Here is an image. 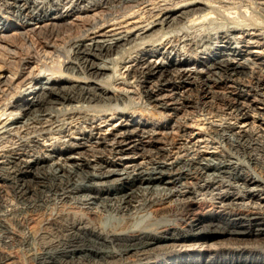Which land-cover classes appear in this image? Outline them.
<instances>
[{
    "label": "bare ground",
    "instance_id": "obj_1",
    "mask_svg": "<svg viewBox=\"0 0 264 264\" xmlns=\"http://www.w3.org/2000/svg\"><path fill=\"white\" fill-rule=\"evenodd\" d=\"M180 2L186 3L176 9ZM68 3L48 10L42 2L13 0L0 7V73L13 74L0 81V87L6 86L0 115L6 114L7 102L28 106L23 116L0 125V194L10 189L16 200L0 205L5 242L17 235L6 217L16 218L22 228L25 214L49 211L52 221L64 220L54 228L65 236L59 246H77L79 264H264V177L233 152L245 141L264 139V107L257 106L264 105V60L251 50L243 53L231 41L243 26H260L264 0ZM28 9L30 17H23ZM178 12L196 24L215 19L228 23L225 30L219 27L190 40L192 50L210 49L194 61L198 67H191L187 58L186 63L172 57L152 60L160 45H169L166 39L136 55L120 52L116 63L123 66L113 67L111 75L91 86L83 67L93 71L103 66L94 61L96 50L120 42H154ZM144 15L146 24L137 29L141 35L111 34L92 43L83 39L90 30ZM76 29L79 35L73 37ZM254 36L255 42L264 41L262 33ZM73 40V47H67ZM232 56L244 60L233 61ZM74 57L83 64L79 73L68 66ZM34 63L50 79H39ZM74 77L90 84L82 91H117L116 100L123 102L75 106L58 117L41 108L30 113L31 105L48 99L29 101L21 96L25 85L35 83L36 93L72 99L51 84ZM255 143L248 147L254 149ZM48 223L53 230L55 222ZM27 237L21 242L30 246L33 237Z\"/></svg>",
    "mask_w": 264,
    "mask_h": 264
},
{
    "label": "rangeland",
    "instance_id": "obj_2",
    "mask_svg": "<svg viewBox=\"0 0 264 264\" xmlns=\"http://www.w3.org/2000/svg\"><path fill=\"white\" fill-rule=\"evenodd\" d=\"M35 1L42 2V5L45 7V9L51 10V8L55 7L56 5H58L60 3L66 4L70 0H35ZM63 1H65V2H63ZM91 1L94 2L96 0H91ZM9 2H13V0H6V1L0 0V7H7L9 5ZM70 3L66 4V6L69 5ZM183 3H186V2H180L179 4H175L176 6H174V7H176V9H180L182 7ZM63 5H61V6H63ZM261 6L264 7V4ZM200 7H203V5L201 4V5L190 6V7H188L187 10H191L193 8H195L197 10ZM26 11L29 12V9L25 10L22 15H23V17L29 18L30 12L28 13ZM15 13H17V12H15ZM180 14H182V13L178 12L176 15L173 16L174 19L171 22H169L168 24H166V23L164 24V32H162L160 35H158L156 37V39H155L156 42L155 41L154 42L153 41L147 42V43H149V45H146L147 43L146 44H137V45H135V44L125 45V42L124 43L120 42L118 44V46H115L109 50L108 49L107 50H96L95 53H97V56H95L94 61L96 63H100L103 65L98 70L91 71L89 69L88 70L84 69L86 67H83V64L80 62V59L75 58L76 56L72 59V62L69 63L68 66H72V67L76 66L74 69V72L78 71V73H79V69H81L83 67V70L88 72V74L90 76V82L93 83V85H91V86L93 87L100 82V78L107 77L108 75H111L113 73V71H112L113 67L118 66V69H119L123 66L124 62H120V60L118 63H116L117 62L116 60L119 57L120 52H123L125 55H128L129 53H131L132 55H136V54H138L137 51L140 52L141 49H145L146 47H147V49H150V48L152 49L153 45H157V44L160 45V43H162L163 41H165L167 39V41L171 40L169 45L166 48H163L164 45H160L158 47L159 51L155 55H153L151 57V59L157 60L159 62H168L170 57H172L171 59H173L177 63H180L179 61H184V59L187 58V59H189L187 63L191 67L196 68L198 66H197V64L194 63V61L196 59H200L201 56L206 57L208 55V53L210 52V49H208L209 46H207V45L203 46V47L202 46L201 47L195 46V48L198 47L197 48L198 50H196L197 51L196 52L195 50L191 49V43H190L191 41L190 40L191 39H193V40L198 39L199 40V38H202L203 36H205L206 33L208 34V33L212 32L211 34H213V32H217L218 30H220L219 27H222L225 30L227 28L228 23H220L222 20L215 19V20H211L212 22L210 20H207V22L206 21L204 23L198 22V24H196V23H194V21H191V20H189V22H187L188 18H185V17L181 16ZM260 15L261 16L263 15L261 18H259V22L261 23L260 26H257V27L251 26V25L243 26L242 29L235 32V35L237 34L238 37L231 39V41L236 42V44H238L239 47L243 50V53L244 52L246 53V51L251 50V51H253L252 53L255 54V55H253V57L261 58V60H264V41L255 42L257 40V37L254 36V33H257V32L262 33L264 35V8L261 9ZM177 17H178V19H176ZM145 19H146V15L137 16V17L127 19L124 22H122L121 24H115V25L107 24V25L99 27L95 30H92V31L90 30L83 37V39H85L86 43H92V42H94V40L102 39L103 37L110 36L111 34H116L113 37H119L122 34H124V35L128 34L127 37L133 38L135 35L137 36V34L138 35L142 34L143 31H139L137 29L140 28L141 25L146 24V21H144ZM223 22H224V20H223ZM223 26H225V27H223ZM240 28H241V26H240ZM69 32H71V31H69ZM71 33H73L74 35L73 34L72 35H73V37H75V36L79 35V30L77 31V29H76ZM147 33H149V32H147ZM258 40H260V39H258ZM140 41L141 40H139V42ZM74 42H75V40L69 42L67 47H69V48H71V46L73 47ZM133 43H136V42H133ZM151 43H153V44H151ZM128 48H130V50ZM126 50H128L129 53H127L128 51H126ZM168 51L171 52L169 57H168V54H169ZM205 51H206V53H205ZM232 58H234L233 61L244 60L243 58L241 59L240 56H236V57L232 56ZM34 64H33V67H34ZM35 66L36 67H34V71H35V74H37L39 76L38 77L39 79L45 80V81H46V78L50 79V77L52 75H49L48 77H46L47 76V74H45L46 72L42 71L39 67H37L36 64H35ZM199 67L201 68V66H199ZM66 76L67 75H63L62 78H66ZM12 77H13V74L11 73V71H5L4 73H0V81L10 79ZM118 83H120V81H118ZM34 84L35 83H29V84L25 85V87H23L24 91H23L21 96L27 97V99L31 102H35L37 98H43V97L45 98V100H47V99L48 100L46 101V103H44V105L43 104L42 105H36V104L31 105L32 108L29 109L30 113H32L33 111H37V109L40 110V108H41L43 110H46L47 113L50 112L51 115H53V116L55 115L56 117H58V116H62L64 114V111L66 112V110L70 109L71 107H75V106L80 107L81 105H85V107H86V105H95V104H106L107 105V104H115V103H117V101H118V103L123 102V100H121V101L116 100L117 99V91H114V92H108L107 91L105 93H102V91L97 90L96 91L97 94H100V95H97V94L94 95L93 94L94 91H93V93H86V90L82 91L83 88H81V87L87 88L90 86V84L82 83L78 80H75V77H74V79L68 80L67 82L51 84V86H54L55 91H57V92H61V91L68 92L71 95L72 99L64 98L63 97L64 94H62L63 96H61V97H59L57 95L54 97H49V93L47 91H45V92L41 91L40 93H36V91H33V85ZM5 88H6V86H4V84H1L0 97L2 96ZM81 91H82V93H80ZM78 93H80L81 96H79ZM74 96H76V97H74ZM57 97H59V98H57ZM253 98H254L253 96L250 97L251 100ZM19 99H20V97L18 98V96H17V97H14L13 99H11L10 102H14L15 100H19ZM7 104H8V106L5 109L6 114L0 115V125L1 126L3 124L10 123V121H12L16 117L23 116L24 110L28 109V106L26 104L22 105L21 102H20L21 106H12V104H10L9 102H7ZM257 106L264 107V105L262 103H258ZM85 109H87V107ZM255 141L257 143L253 144V146L255 147L254 149L248 147L251 145L252 142H255ZM263 141H264L263 138L257 139V137L255 138V140L253 139L250 144L248 143V141H245L244 147L241 146V149L234 148L233 152L235 153L236 156L240 157L241 160H245L246 165L249 164L248 166L250 168L251 167L255 168L257 170V172L264 177V147H262V145L264 144ZM256 151H257V153H256ZM246 153L247 154L249 153V155H247ZM242 155H243V157H242ZM251 158H252V160H251ZM245 168H247V167H245ZM2 190H3V192L0 194L1 195L0 196V205H2V203H4V202L6 203V204L4 203V205L12 204V200L14 201L13 203L15 204L16 200L13 199L14 198L13 192H11L10 189L8 190L5 188ZM6 190L8 192H6ZM3 193H5V194H3ZM2 195L4 197H2ZM7 195H8V197H7ZM5 196H6V198H5ZM9 199L10 200L12 199L11 202ZM9 207H11V206H9ZM72 210H73V208H72ZM75 210H79V209L74 208V211ZM48 212H45L42 214L41 213H38V214L32 213L31 214V212H30L29 215H27V214L24 215L27 219H25V217L22 216L21 222L23 224V227L25 225L27 226V227L26 226L24 227L27 230L24 229L23 227L18 228L17 224H16L17 223L16 218H14L13 216L6 217V218H9V220L5 218L6 222H7V220H8V222H11V221L14 222V223L13 222H11V223L7 222V223L9 225L12 224V226L11 225L10 226H11V228L13 227L12 229L14 232L16 231L15 233H17V235H15V236L11 235L12 238L9 239V241L5 242V240H7L4 238L5 234L0 231V246H1L0 247V261H1L0 264H79V248L77 246H74V245L71 246L70 244L67 246L66 244H61V243L59 246V242H60L59 240H61V238L65 237V236L61 235L62 233H59V234L56 233L55 232L56 230H54V228H58L57 224L60 225L61 223H64V220L60 219V218L53 220L55 222L56 227L53 226V224H52V227H53V230H52V229L47 227V226H51V224L48 223L49 220H50V222H53L51 219V216H49L50 214ZM32 216L33 217L35 216V217L33 218ZM12 219H14L15 221ZM44 219H45V221H44ZM47 219H48V221H47ZM58 219H59V221H58ZM25 221L28 223H26ZM40 222H42V223H40ZM38 224L41 226V227L39 226L40 228L38 227ZM33 226L34 227L36 226L35 233L32 232L34 230ZM30 229H32V230L30 231ZM37 229H39V230L42 229V230L40 232ZM49 229H50V232H49ZM18 231H20V232L18 233ZM23 231H24V233H23ZM27 231L31 232V233L29 234ZM44 231H46V232L44 233ZM21 233H23V234H21ZM3 234H4V236H3ZM19 234H20V236H19ZM31 234H36V237H35V235L33 236ZM48 236H50V238H52V240ZM22 237L23 238L33 237L34 239L33 238L30 239V241H32V240L33 241L29 246V244H24L21 242ZM55 237H57L58 239H56ZM40 239H42V240H40ZM55 239L57 241H55ZM15 240L17 241V244H16ZM34 240H36L35 241L36 246L33 245ZM47 240H49V241H47ZM52 241H54V242H52ZM37 242L39 243V245ZM45 244L48 247L44 246ZM71 244H73V243H71ZM57 246L59 247V249ZM69 246L75 247V248L71 249V247H69ZM28 247H30V248H28ZM21 248H23V249H21ZM33 249H34V251H33ZM36 250H38V251H36ZM33 257H34V259H33Z\"/></svg>",
    "mask_w": 264,
    "mask_h": 264
}]
</instances>
